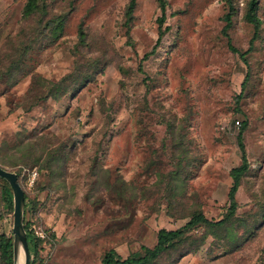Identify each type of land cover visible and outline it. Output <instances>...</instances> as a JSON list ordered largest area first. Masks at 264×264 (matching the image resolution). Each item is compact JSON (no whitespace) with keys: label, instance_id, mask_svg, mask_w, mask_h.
I'll return each instance as SVG.
<instances>
[{"label":"rangeland","instance_id":"1","mask_svg":"<svg viewBox=\"0 0 264 264\" xmlns=\"http://www.w3.org/2000/svg\"><path fill=\"white\" fill-rule=\"evenodd\" d=\"M135 1L126 26L128 0H47L46 15L24 21L26 0H0L2 56L45 22L65 19L58 36L46 30L37 39L17 82L0 84V157L13 161L27 140L68 146L60 174L28 159L3 166L24 191V223L45 235L34 264H101L109 249L142 255L160 229H178L194 212L222 219L229 172L241 163L243 122L250 168L235 218L220 229H196L189 252L181 256L180 248L155 264H264V0L253 42L248 0H233L227 30L222 1L167 0L165 33L146 60L160 11L156 0ZM233 49L246 52L245 61ZM75 72L89 75L75 94L24 110L32 74L57 81ZM0 215V234L12 236V212L1 200Z\"/></svg>","mask_w":264,"mask_h":264},{"label":"trees","instance_id":"2","mask_svg":"<svg viewBox=\"0 0 264 264\" xmlns=\"http://www.w3.org/2000/svg\"><path fill=\"white\" fill-rule=\"evenodd\" d=\"M227 7V13L224 16L225 27L224 29H230L231 18L234 14L233 0H220ZM259 0H248L246 7L247 10L244 15L246 22L251 24L254 28V35L252 41L258 35V30L260 26V20L257 16ZM157 7L160 11V16L157 18L158 23V38L153 49L146 53L143 60H146L149 56L155 54L156 45L159 43L160 39L165 33L166 29H163V23L165 21V12L167 7V0H156ZM136 1L128 0L125 8L124 17L125 24H128L132 20L133 10L135 8ZM47 0H26L22 7V20H27L28 18L36 15H46L47 13ZM64 15H57L50 21L45 22L39 28L34 29L33 34L35 37L28 36L26 41L21 44H14L11 47V52L7 55H0V84L8 81L14 80L15 72L19 71L20 66H23L26 62L27 55L32 49L33 45L36 43L40 36H43L46 30H49L50 38H54L60 34L64 24ZM79 39L81 45L84 43V33L80 30ZM234 52L238 53L240 58L245 61V53H240L233 49ZM8 61V62H7ZM89 78V75H79L76 72L70 73L57 81H51L45 79L38 74L31 75V81L27 91L25 92L23 101L27 102V106L24 110H30L32 107L36 106L39 101H54L58 102L65 98L68 94H75V92L80 89L85 81ZM245 80L241 84V89H244ZM23 103V102H22ZM247 126L246 122L241 124V128L237 134V145L241 154V163L239 166L232 168L229 172V177L231 179V185L228 191V208L226 214L222 219L213 221L208 220L201 212H194L190 215L188 221L180 228L174 230L160 229L157 233L156 243L152 248L143 247V254L133 253L126 257H121L114 249H109L105 251L101 257V264H155L159 258L165 254L173 253L180 248H183L180 253L181 256L185 255L190 247L184 248L188 241H192L193 238L197 236H192L193 233L198 228H205L206 230H216L225 227L232 219L235 218L238 203L236 201V193L241 185L243 177L249 171V162L246 157L245 147L243 143L242 134ZM40 139V138H38ZM23 147L18 146L16 152L19 157L13 156V161L11 157L4 154L0 157V167L3 168L4 165L13 166L18 161L23 159H28L32 164H41L43 168L48 169L53 175L62 171L61 163L67 158L68 146L66 143L59 142L57 145L46 143L40 144L39 142H32L27 140L25 143L22 142ZM24 161V160H23ZM106 173V171H102ZM18 176V175H17ZM170 180H179L177 172H171L169 174ZM162 181V175H161ZM123 185V183H122ZM0 200L2 202V210H8L12 212V191L8 183L0 178ZM26 200V199H25ZM3 215H0V220ZM24 228L27 234V240L29 244L30 254L32 256L31 264H34V258L37 256V247L40 239L35 237L29 229L28 223H24ZM198 243H202L206 238V234L198 235ZM233 237V236H232ZM190 250V249H189ZM0 264H13L12 256V236L7 234H0Z\"/></svg>","mask_w":264,"mask_h":264},{"label":"water","instance_id":"3","mask_svg":"<svg viewBox=\"0 0 264 264\" xmlns=\"http://www.w3.org/2000/svg\"><path fill=\"white\" fill-rule=\"evenodd\" d=\"M0 178L4 179L12 191V256L13 264H31V254L24 228V191L16 173L0 167Z\"/></svg>","mask_w":264,"mask_h":264},{"label":"built area","instance_id":"4","mask_svg":"<svg viewBox=\"0 0 264 264\" xmlns=\"http://www.w3.org/2000/svg\"><path fill=\"white\" fill-rule=\"evenodd\" d=\"M236 125L238 127L240 125V123L237 121ZM34 235H35V237L40 238V239H44L45 238V235L43 234L42 231H34Z\"/></svg>","mask_w":264,"mask_h":264}]
</instances>
